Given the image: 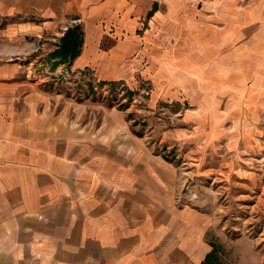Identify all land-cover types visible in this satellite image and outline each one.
Segmentation results:
<instances>
[{
    "label": "crops",
    "instance_id": "obj_1",
    "mask_svg": "<svg viewBox=\"0 0 264 264\" xmlns=\"http://www.w3.org/2000/svg\"><path fill=\"white\" fill-rule=\"evenodd\" d=\"M251 1L0 0V264H199L185 254L206 252L203 221L175 207L169 172L124 135L114 109L97 127L91 104L73 103L50 75L65 67L127 86L140 75L155 98L180 96L194 115L215 107L217 77L240 88L253 77L254 92L227 102L253 111L264 0ZM253 24L258 38L234 52L233 32ZM73 26L76 56L51 57Z\"/></svg>",
    "mask_w": 264,
    "mask_h": 264
},
{
    "label": "rangeland",
    "instance_id": "obj_2",
    "mask_svg": "<svg viewBox=\"0 0 264 264\" xmlns=\"http://www.w3.org/2000/svg\"><path fill=\"white\" fill-rule=\"evenodd\" d=\"M256 24L233 32L234 52L258 38ZM73 75L63 67L50 76L60 90L72 93L73 103L91 104L84 114L96 120L97 127L114 109L124 135L156 153L153 166L158 173L159 167L169 172L172 179L165 186L175 207L201 217L206 252L185 254L188 262L264 264V94L253 111L243 112L235 102L227 107L234 94L245 100L248 91H255L253 77L243 79L241 88L236 80L225 86V78L217 77L215 107L209 114L194 115L193 104L180 96L155 98L150 81L140 75L130 86L100 84L86 73L82 78Z\"/></svg>",
    "mask_w": 264,
    "mask_h": 264
},
{
    "label": "trees",
    "instance_id": "obj_3",
    "mask_svg": "<svg viewBox=\"0 0 264 264\" xmlns=\"http://www.w3.org/2000/svg\"><path fill=\"white\" fill-rule=\"evenodd\" d=\"M80 43V33L78 29L73 26L67 28L58 40V45L50 54L52 57H58L59 60H71L78 53ZM112 84V83H111ZM130 95V92H127Z\"/></svg>",
    "mask_w": 264,
    "mask_h": 264
}]
</instances>
